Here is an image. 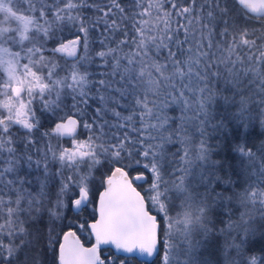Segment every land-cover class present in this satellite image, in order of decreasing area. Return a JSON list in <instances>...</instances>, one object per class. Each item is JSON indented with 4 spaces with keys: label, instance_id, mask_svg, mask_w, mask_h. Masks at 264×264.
<instances>
[{
    "label": "snow or ice",
    "instance_id": "6c2138e0",
    "mask_svg": "<svg viewBox=\"0 0 264 264\" xmlns=\"http://www.w3.org/2000/svg\"><path fill=\"white\" fill-rule=\"evenodd\" d=\"M134 259L264 264V0H0V264Z\"/></svg>",
    "mask_w": 264,
    "mask_h": 264
},
{
    "label": "flooded vegetation",
    "instance_id": "af4514ba",
    "mask_svg": "<svg viewBox=\"0 0 264 264\" xmlns=\"http://www.w3.org/2000/svg\"><path fill=\"white\" fill-rule=\"evenodd\" d=\"M112 253H111V250H108V251H106L105 253H104V255H111ZM133 261H135V262H141L140 260H136V259H134Z\"/></svg>",
    "mask_w": 264,
    "mask_h": 264
},
{
    "label": "trees",
    "instance_id": "16d2710c",
    "mask_svg": "<svg viewBox=\"0 0 264 264\" xmlns=\"http://www.w3.org/2000/svg\"><path fill=\"white\" fill-rule=\"evenodd\" d=\"M129 264H142V262H135V261H130Z\"/></svg>",
    "mask_w": 264,
    "mask_h": 264
}]
</instances>
